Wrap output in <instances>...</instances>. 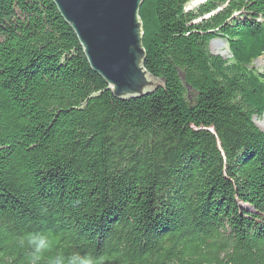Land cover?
Instances as JSON below:
<instances>
[{"label":"trees","instance_id":"obj_1","mask_svg":"<svg viewBox=\"0 0 264 264\" xmlns=\"http://www.w3.org/2000/svg\"><path fill=\"white\" fill-rule=\"evenodd\" d=\"M148 1L162 84L120 99L53 0H0V264L31 232L105 264H264V0Z\"/></svg>","mask_w":264,"mask_h":264},{"label":"water","instance_id":"obj_2","mask_svg":"<svg viewBox=\"0 0 264 264\" xmlns=\"http://www.w3.org/2000/svg\"><path fill=\"white\" fill-rule=\"evenodd\" d=\"M53 1L77 35L90 66L110 85L115 97L130 99L155 89H149L151 78H158L144 66L140 17L144 0Z\"/></svg>","mask_w":264,"mask_h":264},{"label":"clouds","instance_id":"obj_3","mask_svg":"<svg viewBox=\"0 0 264 264\" xmlns=\"http://www.w3.org/2000/svg\"><path fill=\"white\" fill-rule=\"evenodd\" d=\"M18 245L26 249L25 264H105V257L79 251L67 254L53 250L56 238L50 232H31L17 238Z\"/></svg>","mask_w":264,"mask_h":264},{"label":"rangeland","instance_id":"obj_4","mask_svg":"<svg viewBox=\"0 0 264 264\" xmlns=\"http://www.w3.org/2000/svg\"><path fill=\"white\" fill-rule=\"evenodd\" d=\"M202 1H204V0H193V1H191L190 3H188L186 5V9L195 8ZM150 4H151V0L148 1V4L144 7V9L142 11L143 12V16H144L145 19L148 16V10H149ZM222 41L226 42V46H227L228 51H225L226 47L224 45H222ZM210 50L213 53H215V54H219V55L223 56L224 58H230L231 57V52H230V48H229L228 42L225 39H223V38H215V39H213L210 42ZM252 66L255 69H257L259 72L264 74V54L261 55L258 59H256ZM151 81H152V85L150 86L149 89L156 88L157 85H161L162 84V81L159 80V79H154V78L152 79L151 78ZM253 120H254V122H255V124L257 126H258L257 123L263 122L264 121V111L259 113V115H255ZM258 127H260V126H258Z\"/></svg>","mask_w":264,"mask_h":264},{"label":"bare ground","instance_id":"obj_5","mask_svg":"<svg viewBox=\"0 0 264 264\" xmlns=\"http://www.w3.org/2000/svg\"><path fill=\"white\" fill-rule=\"evenodd\" d=\"M222 45H224L225 47H226V50L225 51H228V49H227V46H226V42L225 41H222ZM225 53V52H224ZM258 124V126H260V128L262 129V130H264V121L263 122H260V123H257Z\"/></svg>","mask_w":264,"mask_h":264}]
</instances>
